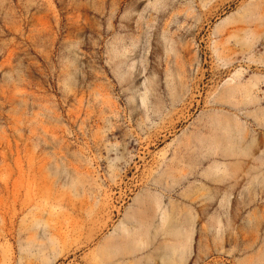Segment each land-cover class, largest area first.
I'll return each instance as SVG.
<instances>
[{"label": "rangeland", "instance_id": "374dc122", "mask_svg": "<svg viewBox=\"0 0 264 264\" xmlns=\"http://www.w3.org/2000/svg\"><path fill=\"white\" fill-rule=\"evenodd\" d=\"M0 264H264V0H0Z\"/></svg>", "mask_w": 264, "mask_h": 264}, {"label": "bare ground", "instance_id": "6f19581e", "mask_svg": "<svg viewBox=\"0 0 264 264\" xmlns=\"http://www.w3.org/2000/svg\"><path fill=\"white\" fill-rule=\"evenodd\" d=\"M230 141H231V143H232L233 146L236 145V140H235L234 138H231ZM156 203H157V206H158V208H159L158 210H159L160 215H161V216H160L161 220H163V222H166V221H164V220L166 219V217H167L166 214H165V212H166L165 208L161 206V203H160L159 199H157ZM175 227H176V229H178V230H179L184 236L188 237V239L191 238V234H190V233H188V234L185 233L184 230H182L180 226L176 225ZM131 241H132V240H131ZM128 247H129V249H133V248H134V243L129 244ZM165 257H167V256H165ZM169 257H171V256L169 255Z\"/></svg>", "mask_w": 264, "mask_h": 264}]
</instances>
